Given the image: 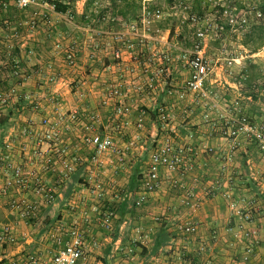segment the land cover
Listing matches in <instances>:
<instances>
[{
	"label": "crops",
	"instance_id": "obj_1",
	"mask_svg": "<svg viewBox=\"0 0 264 264\" xmlns=\"http://www.w3.org/2000/svg\"><path fill=\"white\" fill-rule=\"evenodd\" d=\"M83 6L84 2L74 7L75 19L55 12L50 25L38 20L37 29L25 36L13 32L19 38L17 48L25 74L18 82L21 94L40 101L43 108L36 113L31 101L21 97L12 107L2 109L0 138L4 141L19 126L37 122L48 112L54 118L59 111L76 110L79 122L65 139L80 160L76 172L60 186L49 205L29 190L0 193V231L9 225L13 234L12 241L0 240V262L8 258L22 261L29 254L47 260L58 249L55 237L66 240L68 229L77 225L87 246L78 264H264V154L241 136L232 160L227 162L230 139L221 114L231 112L237 102L252 123L264 124V82L258 73L264 51L250 54L240 46L227 52L205 43L204 53L207 48V53L218 54L216 58L207 54L215 61L214 74L206 84L209 98H194L186 90L181 98L188 72L181 52L171 48L170 28L160 22L153 41L130 33L135 49L123 47L121 60H115L113 51L118 44L111 33L124 30L123 23L128 21L121 17L82 19ZM56 43L61 45L58 52L54 50ZM68 50L76 54L75 67L65 63ZM149 56L152 61L147 65ZM234 59L236 62L228 66L227 61ZM134 68L139 78L130 84L135 77L130 69ZM138 68L146 72L140 73ZM158 69L163 70L159 89L136 92L133 86L143 85ZM48 74L55 79L51 81V102L45 98L50 91ZM112 87L128 92L127 113L116 112L118 100L108 95ZM211 101L221 112L210 108ZM161 110L169 113L166 122L158 119ZM93 114L99 118L98 133L109 134L118 149L128 148L122 162L112 153L100 159L99 192L82 186L91 152L83 146L81 135ZM168 137L176 147L192 152L195 169L183 181L201 201L198 210L181 205V191L170 188L174 175L164 169L159 186L143 204H135L150 155ZM12 197L36 201V214L21 217L9 206ZM230 202L236 203L241 217L229 208ZM106 212L112 213L110 230L100 225ZM187 224H195L196 233H184L181 227ZM247 248L252 251L247 252Z\"/></svg>",
	"mask_w": 264,
	"mask_h": 264
},
{
	"label": "built area",
	"instance_id": "obj_2",
	"mask_svg": "<svg viewBox=\"0 0 264 264\" xmlns=\"http://www.w3.org/2000/svg\"><path fill=\"white\" fill-rule=\"evenodd\" d=\"M11 1L19 10L48 6L40 3L39 0ZM185 1L177 0L176 3L179 5ZM177 5L175 4V6ZM229 8V6L223 8L221 15L227 20L230 27H234L238 22H236ZM56 14L62 16L59 13ZM260 15L257 12V16L259 17ZM164 17L165 13L161 8H150L143 4L135 19L123 23L124 30L111 33L112 40L118 44V48L113 51V58L121 60V50L123 47L135 49L134 42L128 38L130 33H133V35L138 34L137 37L142 39L153 41V34L159 32L158 24L164 20ZM188 19L193 28V47L186 49L178 45V43L171 45L172 49L181 52L180 58L183 61L184 68L188 72L184 91H181L179 95L181 98L184 97L186 90L194 98L208 99L209 93L206 90V84L214 74L215 61L205 55L203 47L211 23L205 22V20L197 16H191ZM245 22V19H242L238 25L242 28ZM33 23L31 22L32 25ZM218 28L222 29V27ZM97 34H102V32H98ZM54 50L56 52L61 50L60 43L55 44ZM64 59L68 67L76 66V54L73 50H68ZM151 61V57L149 56L145 63L150 65ZM235 62V59L228 60L227 64L230 66ZM13 68L15 74L20 73L17 61H15ZM139 71L140 73H145L146 69L140 68ZM130 72L135 76L130 83L132 84L139 78V73L137 74L136 68L130 69ZM162 76L163 70L158 69L148 75L143 85L136 84L137 86H133V88H135L136 92L156 91L159 89ZM45 77L46 83L50 86V91L46 94L45 98L47 97L49 102H51V81L54 82L55 79L51 78L50 74ZM20 87L18 84L7 91H0V111L12 107L22 97L25 101H31L32 110L38 113L43 108V105L40 101L32 99L28 94H21ZM168 93L172 94L173 92L169 90ZM127 94L128 92L123 93L118 87H112L109 90V97H116L118 100L116 108L118 114L127 113L129 110V106L126 104ZM56 97L57 95L53 94V99L56 100ZM210 108L221 112L218 104L214 101L210 102ZM141 114L144 115L145 112L142 111ZM221 114L222 118H225L226 134L230 139L226 155L227 162L232 160L237 150L238 139L241 136L249 142L254 143L258 151L264 154V124L252 123L237 102H235L231 112H221ZM207 117L206 114L205 118L207 119ZM158 119L161 122H166L169 119V113L161 110ZM78 122L79 118L76 110L59 111L54 118H51V112H48L44 116H41L37 122L31 120L8 134L0 150V193L8 194L9 192L29 190L44 205L51 204L60 186L77 170L80 159L73 155L71 148L66 143L65 136L69 131H73L76 128ZM98 124V116L95 114L90 115L88 123L85 125V132L81 135L83 146L91 152V158L85 170V181L82 186L95 192L101 190L97 173L100 159L107 153H112L117 155L119 162H122L124 154L128 150V148H124L123 150L118 149L109 134L98 133L96 130ZM209 151L212 150L209 149ZM224 168L225 164L222 166V169ZM161 169L174 175L170 181V188L181 191V205L190 211L198 210L201 207V201L193 189H188L183 181L195 169L192 152L189 148L176 147L173 140L169 137L164 139L151 153L148 170L142 181V190L135 200V204H143L147 196L159 186ZM9 206L11 209L16 210L23 218L33 217L38 210L36 201L33 202L26 199L16 200L13 197L9 200ZM229 208L240 217L242 216L235 202H230ZM111 218V212L103 214L100 225L105 230H110ZM245 219H248V216ZM181 229L186 234H194L197 230L195 224L184 225ZM51 233L54 234L55 230L53 229ZM66 234L67 238L64 241L60 237H55L54 240L58 249L47 260H43L37 254H29L22 261L8 258L1 262V264H78L83 258L87 247L82 231L77 225H74L68 229ZM0 240H13V234L9 225L2 227ZM92 246H97L96 242H92ZM200 251L204 252L205 248L201 247ZM251 251V248H247V252Z\"/></svg>",
	"mask_w": 264,
	"mask_h": 264
},
{
	"label": "rangeland",
	"instance_id": "obj_3",
	"mask_svg": "<svg viewBox=\"0 0 264 264\" xmlns=\"http://www.w3.org/2000/svg\"><path fill=\"white\" fill-rule=\"evenodd\" d=\"M39 1L48 6L19 10L14 6L11 0H0V91H7L18 85V82H20L23 75H25L21 72L23 61H21L19 55L16 61L20 68V73H14V65L11 58L14 50H18L19 38H16L13 32L16 31L18 35L22 37L25 36L27 32L37 29L38 20L41 22L45 21V25H50L51 20H55L51 17L52 14L55 13L52 9L53 6L48 4L47 0ZM176 1L177 0H174L173 3H169L167 0H143L142 5L145 4L150 8H161L164 11L165 17L162 22L166 27L172 30L170 41L173 44L178 43V45L186 49L193 47V28L188 18L197 16L201 17L205 22L211 23L205 43H209V46L218 50H228L227 52L235 50V48L237 49L240 46L244 47L242 43L245 40V35L250 25L258 18L257 12L260 13V7L262 6V0H199L198 4H196L194 0H186L183 4L179 5H177ZM82 2H85V0H77L73 3V6H81ZM110 2L111 0H97L95 3L97 8L104 12L103 15L105 17H109L111 14V9L109 8ZM175 4L177 6H175ZM227 6L230 7L229 9L238 24L242 19H245L246 22L242 28L238 24H235L234 27H230L227 20L222 17L221 12L223 8H227ZM88 14L89 17H92L89 12ZM62 16L69 18V20L71 19L67 15ZM93 17L98 18L95 15ZM99 18L101 19V17ZM78 19L80 18L78 17ZM61 20L63 19H60V21ZM32 21H34L33 25L31 24ZM62 22H60L61 26H65ZM218 27H222V29ZM218 38H220V40ZM244 48L247 49V47ZM262 51H264V48L260 50V52ZM205 53L206 56L208 54L213 58L218 56V54L207 53V48ZM229 55L230 54L226 56ZM259 63L260 69L262 70L258 71L260 74L259 80L264 82V57ZM261 90L264 91V87H261Z\"/></svg>",
	"mask_w": 264,
	"mask_h": 264
},
{
	"label": "trees",
	"instance_id": "obj_4",
	"mask_svg": "<svg viewBox=\"0 0 264 264\" xmlns=\"http://www.w3.org/2000/svg\"><path fill=\"white\" fill-rule=\"evenodd\" d=\"M77 0H47V3L53 6V9L56 13L67 15L71 19L77 17L73 3ZM97 0H85L83 6V13L79 16L82 19L89 16L88 12L93 17L94 15L97 16L99 21H102L105 16L103 15V11L99 10L96 6ZM169 3H173L174 0H167ZM196 4L199 3V0H194ZM143 0H111L110 2V9L111 14L109 18L114 17H121L123 21L133 20L139 14L142 8ZM260 16L253 22L247 34L245 35V40L242 43L244 47H247L249 53H256L262 48H264V0H262V6L260 7ZM101 17V19L99 18ZM107 17V16H106ZM172 31V30H171ZM172 33V32H171ZM19 52L17 49L14 50L12 54L11 61L14 65V62L17 60ZM0 123L2 120L0 119ZM1 125V124H0ZM3 139L0 138V147L2 148ZM1 264V262H0Z\"/></svg>",
	"mask_w": 264,
	"mask_h": 264
}]
</instances>
